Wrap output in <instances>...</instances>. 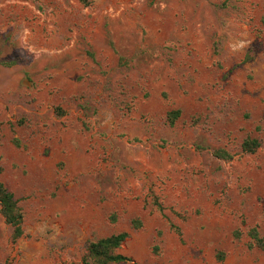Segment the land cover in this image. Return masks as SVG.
Here are the masks:
<instances>
[{
	"label": "rangeland",
	"instance_id": "obj_1",
	"mask_svg": "<svg viewBox=\"0 0 264 264\" xmlns=\"http://www.w3.org/2000/svg\"><path fill=\"white\" fill-rule=\"evenodd\" d=\"M0 61V264H264V0H0Z\"/></svg>",
	"mask_w": 264,
	"mask_h": 264
},
{
	"label": "trees",
	"instance_id": "obj_2",
	"mask_svg": "<svg viewBox=\"0 0 264 264\" xmlns=\"http://www.w3.org/2000/svg\"><path fill=\"white\" fill-rule=\"evenodd\" d=\"M0 63L6 65L2 61ZM179 116L180 112L178 110L169 112V125L173 126ZM259 147L260 141L257 139L245 138L241 143L240 149L242 154H254ZM213 156L222 160H231L233 158L229 152L223 149L215 150ZM0 215L4 223L11 228V239L13 241L20 239L23 236V215L17 204V200L2 183H0ZM136 226H139V224L136 223ZM238 235L235 233V237H238ZM247 235L251 240L248 248L264 250V240L259 236L255 227L249 229ZM127 238L128 234L121 232L89 242L82 258V264H122L132 262L130 258L118 253L119 248ZM217 257L219 260L222 259V255H218Z\"/></svg>",
	"mask_w": 264,
	"mask_h": 264
},
{
	"label": "clouds",
	"instance_id": "obj_3",
	"mask_svg": "<svg viewBox=\"0 0 264 264\" xmlns=\"http://www.w3.org/2000/svg\"><path fill=\"white\" fill-rule=\"evenodd\" d=\"M240 46H241V45L237 44V45H235L234 47H235L236 49H238Z\"/></svg>",
	"mask_w": 264,
	"mask_h": 264
}]
</instances>
